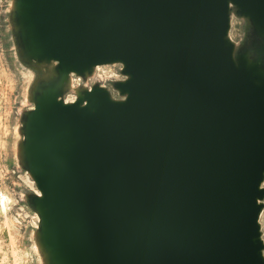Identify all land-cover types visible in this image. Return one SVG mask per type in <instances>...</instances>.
Masks as SVG:
<instances>
[{"label":"water","instance_id":"95a60500","mask_svg":"<svg viewBox=\"0 0 264 264\" xmlns=\"http://www.w3.org/2000/svg\"><path fill=\"white\" fill-rule=\"evenodd\" d=\"M27 1L52 56L76 67L120 60L125 76L115 84L125 100L98 94L86 106L43 103L50 108L41 160L33 139L36 180L62 257L71 264H264L255 241L264 82H255L247 54L235 52V62L227 39L230 3L264 36L248 16L264 23V0ZM21 4L37 57L50 61L35 47Z\"/></svg>","mask_w":264,"mask_h":264},{"label":"rangeland","instance_id":"374dc122","mask_svg":"<svg viewBox=\"0 0 264 264\" xmlns=\"http://www.w3.org/2000/svg\"><path fill=\"white\" fill-rule=\"evenodd\" d=\"M230 7L227 39L235 47L233 53L264 59V36L236 5ZM33 43L21 0H0V264H57L53 246L49 250L36 180L39 161L32 128L41 105L48 100L78 102L94 86L115 100L124 99L115 88L125 79L121 61L95 66L83 75L70 72L62 79L59 62L37 57ZM247 56L244 60L264 68V61ZM261 184L264 188V180ZM261 203L264 244V198Z\"/></svg>","mask_w":264,"mask_h":264},{"label":"bare ground","instance_id":"6f19581e","mask_svg":"<svg viewBox=\"0 0 264 264\" xmlns=\"http://www.w3.org/2000/svg\"><path fill=\"white\" fill-rule=\"evenodd\" d=\"M230 4H232V3H230ZM23 7H24V11H25V13L27 15L28 21H29L31 27L34 29L35 36L37 38V40L35 41V44H36L35 47L38 50H40V49L42 50L43 55H44L45 58H47L49 60L58 61L59 62V65L63 68L64 74H67V73H70V72H74L76 74H82V73L84 74L85 72L91 70L95 66L113 63V62H108V63L97 64V65L88 66V67H76V66H73L72 64H70L68 60H65L63 58H57V57L52 56L46 50V48L44 46V43H43L42 38H41V34H40L37 26L35 25V22H34L32 13L30 11V8L28 6V1L27 0H23ZM248 16H250L252 18V20L258 26L261 27V30H262V32L264 34V23L262 22V20L258 16H256L255 14H253V13H250ZM233 57L235 59V62L238 64L241 58H239V57L237 58L235 56V53H233ZM245 60H246L247 68L248 69H251L253 71L255 82L258 83V84L263 83L264 82V68L260 64H258V63H256V64L255 63H251L247 58H245ZM118 61H120V60H118ZM126 77L128 79L129 78V75H126ZM120 85L121 84H119V86H118V90L121 92L122 89L120 88ZM98 94H105L108 98L112 99L111 96H110V94H109V92L107 90H105L102 87H96V88H91V89H89L87 91V93L83 96L84 99L82 98L83 99V102L82 103H73V104H79L80 106L89 105V103L91 102V100L96 95H98ZM125 98H126V96L124 97L123 100H125ZM49 108H50V104H48V103L43 104V106L41 107V109L37 113V116H36L35 122H34V127H33V139H34L35 145L38 148V156H39V159L40 160H41V156H40V151H39V145H40L41 128H42V124H43V121H44L46 112L48 111ZM40 164H41V162H40ZM38 181H39V179H38ZM40 196L42 198V206H41V209L40 210H41V213H42V216H43V220L48 225V227L50 228V231H51V238H50V240H52V243H53V254H54L55 257L58 258V260L62 264H71V263L67 262L62 257L61 252L59 250V246L55 242V239H54V236H53V232H52V228H51V225L49 223L48 211H47V209L45 207V204H44L45 202H44V198H43V195H42V192L41 191H40ZM259 203L262 205L261 200H259ZM259 216H260V214H259ZM258 226H259V232H260L259 219H258ZM261 235L262 234L260 232L259 236L257 238H255V241L256 242H261L262 245H263V248H264L263 241H262V239L260 237ZM263 248L259 251V254L264 258Z\"/></svg>","mask_w":264,"mask_h":264}]
</instances>
